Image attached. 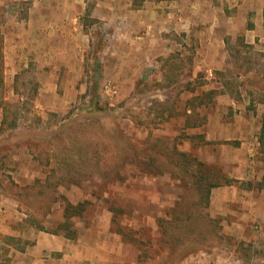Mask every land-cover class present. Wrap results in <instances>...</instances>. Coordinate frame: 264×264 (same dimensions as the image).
<instances>
[{"label": "rangeland", "instance_id": "374dc122", "mask_svg": "<svg viewBox=\"0 0 264 264\" xmlns=\"http://www.w3.org/2000/svg\"><path fill=\"white\" fill-rule=\"evenodd\" d=\"M29 4L0 6V187L46 232L108 235L138 264L202 253L254 261L264 223L252 220L239 233L230 215L216 212L213 191L232 181L250 201L264 190V36H219L205 50L203 32L185 34L170 57H157L151 76L113 81L95 20H84V62L78 49L62 48L60 62L80 65H51L49 51L31 42ZM183 154L223 185L199 192L181 168ZM66 203L84 205L65 225Z\"/></svg>", "mask_w": 264, "mask_h": 264}, {"label": "crops", "instance_id": "0c3cea01", "mask_svg": "<svg viewBox=\"0 0 264 264\" xmlns=\"http://www.w3.org/2000/svg\"><path fill=\"white\" fill-rule=\"evenodd\" d=\"M13 1L20 0H0V6ZM28 1L29 15L33 17L29 28L31 42L36 43L37 49L49 51L52 56L46 58L47 63L79 64L74 57L60 62L58 52L68 48L79 50L77 55L82 58V64L87 50L86 39H90L84 20H95L100 25L99 33L106 39L101 59L103 71L113 81H138L151 76L160 63L157 57H170L177 51L178 37L185 34L194 36L203 32L205 50L214 48V40L219 36L223 42L226 36L238 33L248 34L252 42L257 38L262 41L264 36V0ZM16 6L12 4L14 9ZM254 17L249 29V18ZM66 55L70 57L71 52ZM166 68L160 73V82L165 79ZM114 90L116 92L115 87ZM234 177L245 178L243 172ZM238 189L231 184L226 189L214 190L213 195L216 212L230 215V226H236L242 233L239 228L247 230L252 220L264 223V190L261 199L243 201L244 198L237 195ZM241 235L244 238V234ZM107 237L86 234L79 240H72L42 231L31 222L29 214L22 211L17 197L0 187V264H138L136 258H128L125 245L120 246L118 241ZM202 254L177 264H192ZM251 258L254 261L249 263L243 258L242 264H264V251L255 248ZM161 261L159 258V262L148 264H162Z\"/></svg>", "mask_w": 264, "mask_h": 264}, {"label": "trees", "instance_id": "16d2710c", "mask_svg": "<svg viewBox=\"0 0 264 264\" xmlns=\"http://www.w3.org/2000/svg\"><path fill=\"white\" fill-rule=\"evenodd\" d=\"M263 145H264V130H263ZM182 159H184V164L183 166H181V168L184 169H188V177L191 180L190 185H193L197 190L200 191H205L206 196H209L212 192L213 189L223 185L219 182L218 178L213 177V172L210 173L207 170L209 169V167L204 164L201 163L199 161H197L194 158H191L190 156H187L186 154H183L180 156ZM72 175L74 176V173H72ZM74 183V182H72ZM189 184V183H188ZM232 181L226 182V185H231ZM262 187L264 188V177L262 180ZM19 197H17L18 199ZM19 202L21 203L22 201H20V199H18ZM83 205L84 203H79L77 205H72L71 203H66V206L64 208V219H65V225L68 224L71 220L72 213L74 212H80V210L83 209ZM174 213V211H173ZM175 215V222L178 223L177 221L179 219H181V215L178 213H174ZM33 216V215H32ZM182 221V220H181ZM180 221V222H181ZM40 230L45 231L43 228H40V226H37ZM63 229L67 230V232H65V234H60V233H52V234H56V235H63L66 238L75 240L77 234L75 232H73L71 229H67L66 226H63ZM71 232V234H70ZM72 235V236H71ZM183 258V256L181 257ZM181 260V259H180Z\"/></svg>", "mask_w": 264, "mask_h": 264}, {"label": "built area", "instance_id": "2783aa9c", "mask_svg": "<svg viewBox=\"0 0 264 264\" xmlns=\"http://www.w3.org/2000/svg\"><path fill=\"white\" fill-rule=\"evenodd\" d=\"M106 90L107 92H115L114 88H112L110 85L106 86ZM241 263H242L241 259L234 255L229 256L228 254L225 255L221 254L214 257L211 254L203 253L200 256V258L196 260L194 259L192 264H241Z\"/></svg>", "mask_w": 264, "mask_h": 264}]
</instances>
